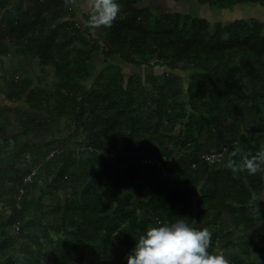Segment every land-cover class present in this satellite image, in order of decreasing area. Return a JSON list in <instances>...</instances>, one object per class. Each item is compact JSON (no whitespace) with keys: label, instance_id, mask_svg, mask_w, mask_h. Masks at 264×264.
<instances>
[{"label":"trees","instance_id":"trees-1","mask_svg":"<svg viewBox=\"0 0 264 264\" xmlns=\"http://www.w3.org/2000/svg\"><path fill=\"white\" fill-rule=\"evenodd\" d=\"M139 1L119 0L121 10L113 24L98 27L103 46L91 32L94 26L88 23V11L81 16L84 29L73 20L75 0H33L27 7L16 0L17 14L11 13L8 0H0V58L10 53L28 55L41 68L51 67L55 76L54 92L46 101L54 105V118L48 117L50 111L37 91L27 93V84L8 81V101L18 103L27 94L28 109L44 115L43 121L31 120L22 131L38 133L66 114L74 131L80 133L77 146H83L75 162L74 150L44 142L47 149L39 164L32 159L39 149L26 139L7 152L8 161L0 158V197H9L13 206L21 197L15 218L39 205L27 200V195L36 188L40 176L53 191L61 183L64 189H72L76 204L72 207L78 209L82 220L74 224L70 238L53 242L44 233L54 245L46 257L51 262L81 264L84 249L89 248L95 257L111 252L113 257L101 264H126L129 248L147 227L156 224V218L162 222L184 217L201 223L205 218L201 212L192 216L187 211L191 199L197 201L196 206H205L204 213L214 212L218 219L209 251L213 242L228 237L226 223L220 219L228 213L233 217L231 222L243 224L245 245L264 255V225H260L264 220V169L249 175L224 166L235 148L255 154L264 144V24L239 19L210 25L189 14L138 7ZM188 1L229 10L253 3L264 13V0ZM94 54L104 60L116 57L135 67H164L171 77L163 74L158 84L152 82L149 102L141 81L131 76L124 86L119 71L99 73L86 92L78 80L90 75L88 66L93 65ZM71 66L74 71L68 74ZM175 72H182L184 78ZM180 96L186 101L179 102L180 110L175 112L173 100ZM0 118L1 155L9 139L5 135L9 122L1 109ZM162 136L188 151L170 162L162 151ZM35 148L37 151H32ZM223 150L221 163L207 164L201 158L202 154ZM153 156L164 157L162 169L143 164ZM20 159L30 167L20 170ZM32 168L36 173L25 183ZM102 199L105 209H101ZM114 202L112 214H105ZM123 223L127 233L120 235ZM27 225H20V229ZM228 245L229 241L225 248ZM36 255L31 264L42 261L40 244ZM2 264L13 261L7 259ZM230 264L242 262L232 260Z\"/></svg>","mask_w":264,"mask_h":264},{"label":"rangeland","instance_id":"rangeland-1","mask_svg":"<svg viewBox=\"0 0 264 264\" xmlns=\"http://www.w3.org/2000/svg\"><path fill=\"white\" fill-rule=\"evenodd\" d=\"M16 0H8L9 8H12L11 13L17 14V9L15 8ZM33 0H22L25 7L30 4ZM83 5L87 0L80 1ZM80 3V4H81ZM14 6V8H13ZM138 7L146 8L148 10L164 12V13H178L181 15L189 14L196 18H202L213 25L217 22L228 23L234 20L244 19L246 21H257L264 24V13L259 7V5L253 3H245L236 5L232 10L229 9H219L210 8L208 5H200L195 1L180 0L178 2L172 0H142L137 4ZM85 8V7H84ZM74 9V6H73ZM77 10L73 20L76 22L80 29H84L85 24L79 15L81 12ZM92 34L95 39L99 41V44L105 45L102 37V33L98 27H93ZM6 44L10 43V39L5 40ZM14 49V48H13ZM93 65H89L90 75L78 80L80 88L83 91H89L91 85L96 78V76L105 72V74H113L116 71L122 75L123 85L126 86V82L129 77L133 76L137 80L141 81L142 87L146 94V101L149 102V94L152 92L153 84H158L163 79V74L165 77L170 78L171 73L164 67H145L127 64L116 57H110L104 60L100 54H94L92 57ZM74 71V67L71 66L68 69V74ZM179 76L183 77L182 72ZM184 78V77H183ZM23 82L27 84V93L34 89L37 91L38 98L45 102V108H48L49 118H54V105L51 102H46L47 97L52 95L54 92V81L55 76L53 69L51 67L41 68L38 65V61L33 59L28 55H13L10 53L7 57L0 58V109L3 116L7 118L8 124L5 127V135L9 136L6 151L0 155V158L5 162L8 161L7 152H12L16 149L17 145L24 142L26 139L31 140L32 145L38 148L34 152L32 159L41 163L43 153L46 151L47 147L44 146V142L52 141V147L59 146L62 149L74 150V160L75 162L79 160V152H82L83 146L78 147L77 141L79 140L80 133L74 131V124L70 116L62 115L58 120L49 122L47 128H42L40 132L35 133L31 129L22 131L28 127L31 120L36 123L44 120V115L42 112H37L35 110H29L25 103V96L18 103L10 102L6 99L8 92V81ZM154 80V81H152ZM186 81V79H185ZM163 82H165L163 80ZM183 83V88H184ZM136 86V83H135ZM140 93V86L138 94ZM185 97L180 96L173 100L175 112L180 110L178 106L179 102L185 103ZM185 109L189 110V107L185 105ZM7 110H10L9 112ZM51 113H53L51 115ZM50 120V119H49ZM1 123V118H0ZM179 130V129H177ZM12 134H17L18 136L13 137ZM163 146L162 151L168 156L167 159L173 162L176 158L184 154L188 149L181 146H175V141L167 139L162 136ZM43 144V145H42ZM2 145V138H0V146ZM32 149V147H30ZM264 148V144H261L260 149ZM120 147L117 149L119 150ZM210 153L202 154V156H207ZM164 157L153 156L143 164H155L159 169H162V162ZM204 160V159H203ZM146 162V163H145ZM207 164L211 162L205 161ZM27 164V165H26ZM31 164L22 162L20 159L18 167L20 170L30 167ZM121 167V166H118ZM37 170L36 168H32ZM72 170V167L69 169ZM263 170V169H262ZM52 179V177L50 178ZM49 179V180H50ZM169 180L172 181L173 175H170ZM37 186L35 189L30 190L27 195V200L33 199L34 202H38L39 205H32L23 213V216L14 218L15 208L20 206L19 200L21 197L18 196L17 201H15L14 206L10 203L9 197H0V264L7 259H11L13 264H31L36 258V251L39 248V244L43 247L42 261L40 264H62L61 260L47 261L46 257L50 254L51 249L54 248L53 244L44 237L46 232L49 238L55 242L58 239L70 238V235L75 230L74 224L81 222L82 218H79L78 209H74L76 204H73V194L72 189H64L62 183L57 190H52L48 187V182L43 180L40 176L37 180ZM201 185L197 188L199 189ZM102 191V190H100ZM22 194V192H20ZM78 194V193H77ZM199 196V194H197ZM105 199H102V208L105 209ZM116 203L114 202L112 207L105 211V214L110 215L115 209ZM197 201L189 200L187 205V211L193 216L196 213L201 212L204 215V220L201 223H194L197 227H207L212 233L217 227V217L214 212L204 213V205L196 206ZM68 206H70L68 209ZM73 206V207H72ZM19 208V207H18ZM66 209H68L66 211ZM232 215L228 213H223L220 217L222 221L226 223V233L228 237L226 239H221L213 242L211 252L222 253L230 261L235 260V262H242V264H264V255L257 252L251 246H246V234H243V224H234L232 220ZM160 218H156V223H158ZM217 219V220H216ZM12 220L11 223L8 221ZM18 223L19 230L17 233H12L11 227L13 223ZM28 222V225L22 229L20 225ZM31 223V224H30ZM216 223V224H215ZM264 225V220L260 225ZM120 235H125L127 233L126 223L121 224L119 228ZM250 233H247V236ZM231 245L225 246L228 244ZM132 248H129L131 250ZM78 250V249H77ZM84 259L81 264H101L102 261L107 258H112L111 252L106 254L96 256L93 252L87 248L84 249ZM72 254H75L73 252ZM118 261L115 262L117 264Z\"/></svg>","mask_w":264,"mask_h":264},{"label":"clouds","instance_id":"clouds-1","mask_svg":"<svg viewBox=\"0 0 264 264\" xmlns=\"http://www.w3.org/2000/svg\"><path fill=\"white\" fill-rule=\"evenodd\" d=\"M121 10L119 0H90L88 23L94 27H110ZM239 156V160L235 157ZM225 168L255 175L264 169V148L255 154L232 150ZM212 232L197 227L188 218L176 217L147 227L135 239L126 255V264H230L222 253L209 251Z\"/></svg>","mask_w":264,"mask_h":264},{"label":"built area","instance_id":"built-area-1","mask_svg":"<svg viewBox=\"0 0 264 264\" xmlns=\"http://www.w3.org/2000/svg\"><path fill=\"white\" fill-rule=\"evenodd\" d=\"M204 161H208V162H211V163H221L224 159V150L222 152H219V153H210L209 155H207L206 157L205 156H202ZM29 157L26 156V159H28ZM36 173V170L32 169L30 174L27 175L24 179V182L27 183V182H30L32 177L35 175ZM19 230V225L18 223H14L11 227V231L12 233H17Z\"/></svg>","mask_w":264,"mask_h":264},{"label":"crops","instance_id":"crops-1","mask_svg":"<svg viewBox=\"0 0 264 264\" xmlns=\"http://www.w3.org/2000/svg\"><path fill=\"white\" fill-rule=\"evenodd\" d=\"M80 1L81 0H75V3H74V12L76 14L77 10H75V9H79L80 12H81L79 15L82 16L83 13H85L86 11H88L89 6H90V0H87V2H85V5H83Z\"/></svg>","mask_w":264,"mask_h":264}]
</instances>
